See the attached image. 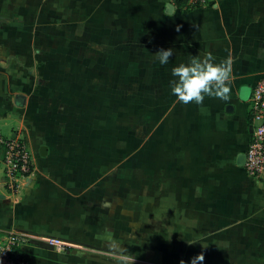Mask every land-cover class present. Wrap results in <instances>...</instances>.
Masks as SVG:
<instances>
[{"label":"crops","instance_id":"0c3cea01","mask_svg":"<svg viewBox=\"0 0 264 264\" xmlns=\"http://www.w3.org/2000/svg\"><path fill=\"white\" fill-rule=\"evenodd\" d=\"M168 3L0 0V135L19 130L34 160L11 194L0 146V234L77 245H30L29 264H264V179L238 164L264 77V0ZM207 53L233 60L230 101L178 102L171 70ZM50 55L56 74H38Z\"/></svg>","mask_w":264,"mask_h":264},{"label":"built area","instance_id":"2783aa9c","mask_svg":"<svg viewBox=\"0 0 264 264\" xmlns=\"http://www.w3.org/2000/svg\"><path fill=\"white\" fill-rule=\"evenodd\" d=\"M215 2L216 0H169L175 9L181 11L205 9ZM247 118L251 134L243 166L250 177L264 179V77L258 79L251 90ZM0 146L3 148L4 184L11 194H16L33 175V152L19 130L10 136L0 135ZM36 243H43L57 251L77 247L59 237L26 230H11L0 234V264H29L24 248Z\"/></svg>","mask_w":264,"mask_h":264},{"label":"clouds","instance_id":"9594fccd","mask_svg":"<svg viewBox=\"0 0 264 264\" xmlns=\"http://www.w3.org/2000/svg\"><path fill=\"white\" fill-rule=\"evenodd\" d=\"M172 55L173 49L169 48L160 49L154 56L161 65H165ZM214 60L215 57L211 53L205 54L203 59L193 56L188 64L182 63L171 70V75L176 79L170 81V88L178 102L202 106L206 96L230 101L233 60L229 57L218 64L214 63ZM200 111L206 110L201 107ZM203 260L204 256L200 254L192 260V264ZM181 264L184 262L181 261Z\"/></svg>","mask_w":264,"mask_h":264},{"label":"rangeland","instance_id":"374dc122","mask_svg":"<svg viewBox=\"0 0 264 264\" xmlns=\"http://www.w3.org/2000/svg\"><path fill=\"white\" fill-rule=\"evenodd\" d=\"M49 34V32H38V39H37V42H36V45L38 47L42 46V45H46L47 43V40L44 38L42 39L41 36H47ZM40 60V58H39ZM55 59L52 55L50 56H44L43 59L41 58L40 61H42V63L40 64L41 66L38 68V74L40 75H53V74H56L55 71H57V66L53 63V62H56ZM52 62V63H51ZM120 76V75H119ZM121 264H131L129 262H123Z\"/></svg>","mask_w":264,"mask_h":264},{"label":"water","instance_id":"95a60500","mask_svg":"<svg viewBox=\"0 0 264 264\" xmlns=\"http://www.w3.org/2000/svg\"><path fill=\"white\" fill-rule=\"evenodd\" d=\"M165 8L167 12L174 9L171 3H168ZM244 162H245V154L238 156V164L243 166Z\"/></svg>","mask_w":264,"mask_h":264}]
</instances>
